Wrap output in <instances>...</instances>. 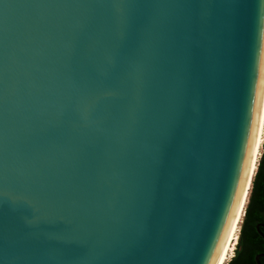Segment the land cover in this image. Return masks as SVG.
Wrapping results in <instances>:
<instances>
[{
  "label": "water",
  "instance_id": "95a60500",
  "mask_svg": "<svg viewBox=\"0 0 264 264\" xmlns=\"http://www.w3.org/2000/svg\"><path fill=\"white\" fill-rule=\"evenodd\" d=\"M245 2L234 101L229 0H0V264H218L264 112Z\"/></svg>",
  "mask_w": 264,
  "mask_h": 264
},
{
  "label": "snow or ice",
  "instance_id": "6c2138e0",
  "mask_svg": "<svg viewBox=\"0 0 264 264\" xmlns=\"http://www.w3.org/2000/svg\"><path fill=\"white\" fill-rule=\"evenodd\" d=\"M230 12L222 32L227 39L226 70L231 98L236 101L242 92L246 65L249 60V34L251 27V13L249 4L245 0H229ZM264 8V0L261 7ZM261 32L264 33V16H260ZM261 70L264 71V52H261ZM177 185L174 183V191ZM0 192V195H3Z\"/></svg>",
  "mask_w": 264,
  "mask_h": 264
},
{
  "label": "trees",
  "instance_id": "16d2710c",
  "mask_svg": "<svg viewBox=\"0 0 264 264\" xmlns=\"http://www.w3.org/2000/svg\"><path fill=\"white\" fill-rule=\"evenodd\" d=\"M258 254H264V142L235 255L228 264H257ZM259 260L264 264V255Z\"/></svg>",
  "mask_w": 264,
  "mask_h": 264
},
{
  "label": "bare ground",
  "instance_id": "6f19581e",
  "mask_svg": "<svg viewBox=\"0 0 264 264\" xmlns=\"http://www.w3.org/2000/svg\"><path fill=\"white\" fill-rule=\"evenodd\" d=\"M263 142H264V112H263V118H262V123H261V128H260V134H259V139H258V144H257V150H256V155H255V160H254V164H253V168H252V172H251V176H250V180H249V184L237 217V221L236 224L233 228V231L229 237V240L226 244V247L222 253V256L218 262V264H227L228 261L232 258V256L234 255V249L238 240V236H239V230H240V226L244 217V213L246 210V205L248 203V198L250 195V191L252 188V182L254 179V176L256 174V171L258 169V164H259V160L260 157L262 155V151H263Z\"/></svg>",
  "mask_w": 264,
  "mask_h": 264
},
{
  "label": "rangeland",
  "instance_id": "374dc122",
  "mask_svg": "<svg viewBox=\"0 0 264 264\" xmlns=\"http://www.w3.org/2000/svg\"><path fill=\"white\" fill-rule=\"evenodd\" d=\"M248 200H249V198H248ZM247 204H248V203H247ZM246 207H247V205H246ZM244 216H245V213H244ZM243 220H244V217H243ZM243 220H242V223H241V226H240L239 236H240V233H241V228H242ZM239 236H238V240H237V241H239ZM237 244H238V242L236 243V246H235V249H234V255H235V250H236ZM234 255H233V256H234ZM233 256H232V258H233ZM232 258H231V259H232ZM231 259H230V260H231ZM230 260H229V261H230ZM229 261H228V262H229Z\"/></svg>",
  "mask_w": 264,
  "mask_h": 264
},
{
  "label": "flooded vegetation",
  "instance_id": "af4514ba",
  "mask_svg": "<svg viewBox=\"0 0 264 264\" xmlns=\"http://www.w3.org/2000/svg\"><path fill=\"white\" fill-rule=\"evenodd\" d=\"M238 242V241H237Z\"/></svg>",
  "mask_w": 264,
  "mask_h": 264
}]
</instances>
